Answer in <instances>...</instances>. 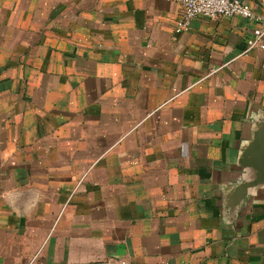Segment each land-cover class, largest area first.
Here are the masks:
<instances>
[{"label":"crops","instance_id":"crops-1","mask_svg":"<svg viewBox=\"0 0 264 264\" xmlns=\"http://www.w3.org/2000/svg\"><path fill=\"white\" fill-rule=\"evenodd\" d=\"M179 11L0 0V264H264V184L237 200L264 49Z\"/></svg>","mask_w":264,"mask_h":264},{"label":"built area","instance_id":"built-area-1","mask_svg":"<svg viewBox=\"0 0 264 264\" xmlns=\"http://www.w3.org/2000/svg\"><path fill=\"white\" fill-rule=\"evenodd\" d=\"M180 7L175 30L180 32L188 28L196 17L214 19L219 16H240L254 22L251 36L247 39L246 50L253 47L264 49V14L255 12L242 0H174ZM118 263V262H117ZM90 264H116L108 260H94ZM119 264H123L120 261Z\"/></svg>","mask_w":264,"mask_h":264},{"label":"water","instance_id":"water-1","mask_svg":"<svg viewBox=\"0 0 264 264\" xmlns=\"http://www.w3.org/2000/svg\"><path fill=\"white\" fill-rule=\"evenodd\" d=\"M238 163L253 173L251 180L239 185L241 192L237 200L240 202L245 198L248 187L264 184V116L256 122L251 139L242 146Z\"/></svg>","mask_w":264,"mask_h":264}]
</instances>
